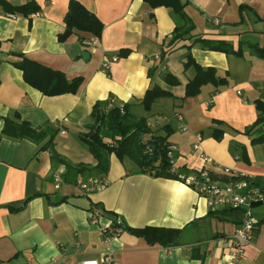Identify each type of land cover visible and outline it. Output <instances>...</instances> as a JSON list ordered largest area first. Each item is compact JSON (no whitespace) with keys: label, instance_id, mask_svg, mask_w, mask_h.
<instances>
[{"label":"crops","instance_id":"crops-1","mask_svg":"<svg viewBox=\"0 0 264 264\" xmlns=\"http://www.w3.org/2000/svg\"><path fill=\"white\" fill-rule=\"evenodd\" d=\"M6 1L13 5L34 1L41 11L11 18L0 9V136L5 118L17 114L34 128L58 131L54 140L58 156L52 159L50 150L39 151L44 142L1 139L0 264L100 261L106 246L119 264H224L227 240L243 222L242 211L212 210L183 182L140 174L130 159L121 161L114 154L104 175L108 187L84 195L75 183L98 175L93 168L97 162L80 135L88 132L97 102L130 104V111L146 117L152 129L170 127L168 142L176 153L177 171L185 169L195 176L206 155L213 161L209 169L215 179L222 180L228 170L264 185V144L252 143L262 129L244 134L257 120L255 101L264 102V60L248 48L243 58H237L195 45L191 53L196 62L215 68L229 84L206 85L199 95L182 98L185 85L195 76L193 68L185 71L188 50L180 48L189 42L179 44L164 63L159 58L182 24L172 9L151 8L143 0H77L104 26L99 45L91 47L82 41L93 36L77 30L64 42L58 39L70 0ZM241 6L248 8L242 14ZM186 13L196 26L194 35L226 40L235 50L240 41L264 46V0H188ZM124 51L128 55L123 56ZM13 53L60 71L68 80L82 78L79 90L74 95H43L24 81L12 64ZM115 56L118 61L103 69L104 59ZM167 73L180 85L171 88L173 97L158 99L150 112L145 111L141 105L145 93L153 85L167 88L162 79ZM179 115L187 131L179 128ZM214 128L224 131L219 141L212 136ZM198 137L199 148L194 149ZM61 161L85 168L80 174L67 172ZM56 173L63 180L59 189ZM95 206L103 217L93 225L89 214ZM253 215L258 221L255 237L241 264H264V206L254 207ZM116 217L143 230V235L123 231L104 244L102 229Z\"/></svg>","mask_w":264,"mask_h":264},{"label":"trees","instance_id":"trees-1","mask_svg":"<svg viewBox=\"0 0 264 264\" xmlns=\"http://www.w3.org/2000/svg\"><path fill=\"white\" fill-rule=\"evenodd\" d=\"M151 8L166 7L172 9L173 13L182 24L177 26L171 38L167 41V46L163 48L160 55L161 63H164L167 56L172 53L181 43L189 42L188 45H182L180 48H186L188 53L184 63V69L195 70V76L185 85L182 98L195 97L200 94L201 89L206 85H213L216 88L228 86L226 77H220L217 70L213 67L204 68L196 62L191 53L195 45L209 51L222 52L227 55H233L237 58H243L244 49H250L256 57L264 60V46L248 41H240L238 49L235 50L232 43L223 39H208L204 36L194 35L196 26L193 20L186 13L188 0H143ZM0 9L9 14H21L30 17L41 11L39 5L30 1L23 5H13L6 0H0ZM248 8L240 7L241 14ZM65 29L58 35V39L64 42L71 36L75 30L100 38L103 31V23L98 17L83 4L77 0H70L65 19ZM84 39V38H83ZM1 46V44H0ZM128 55L127 51L121 53ZM15 60L12 64L23 73L24 81L31 87L40 91L43 95L54 97L65 94H76L83 79L74 78L68 80L64 73L52 70L35 61L25 58L22 54H12ZM155 70L149 72V76ZM163 81L167 88L159 85H153L141 100V105L145 111L150 112L156 100L161 98L173 97L171 88L180 85V81L174 75L167 73L163 75ZM110 101L105 104L97 102L92 110V123L88 127V132L80 135L81 140L88 146L90 153L96 160L94 168L98 176H104L109 169V157L114 154L119 160L130 159L137 167L140 174L148 175L153 178L167 180H178V174H187L185 169L173 172L175 151H171L168 138L172 131L168 125L160 130L152 129L148 125L146 117H137L130 111V104L119 106L115 104L107 109ZM255 106L258 111V117L255 123L246 127L244 134H251L253 131H261V134L252 140L253 144H264V102L257 100ZM217 125H223L222 122H214ZM212 136L216 140H221L224 131L221 129H211ZM163 132V134H160ZM58 131L50 127L34 128L27 121L20 119L17 114L13 118H5L4 126L1 131L2 138L15 140H30L41 144L39 151L50 150L52 159L56 158L57 152L54 148V140ZM67 172H83L85 166L81 165L73 168L65 162ZM227 177H222V181H227ZM255 185H263L255 183ZM264 187V185H263ZM40 196V195H35ZM96 207V206H95ZM16 210V209H13ZM114 228H121L127 233L142 236L144 231L130 228L125 225L121 219L120 223H115ZM155 242V241H154Z\"/></svg>","mask_w":264,"mask_h":264},{"label":"built area","instance_id":"built-area-1","mask_svg":"<svg viewBox=\"0 0 264 264\" xmlns=\"http://www.w3.org/2000/svg\"><path fill=\"white\" fill-rule=\"evenodd\" d=\"M9 17L14 18L15 14H9ZM83 45L97 47L99 39L96 37L86 38ZM118 57L104 59L102 63L103 69H108L111 63L118 61ZM240 95L241 93L238 92ZM114 106V101H110L107 109ZM179 128L182 131H187V126L183 122V118L179 115ZM149 125V123H148ZM200 138L198 137L194 149H198ZM171 151H175L170 147ZM203 166L195 171V176L187 174H178V181L192 188L201 197L207 200L210 209H228L232 211H242L244 213L243 222L236 228L234 234L227 240L228 250L224 260V264H241L245 259V249L250 245L255 237L256 226L258 221L253 215V208L262 205L264 206V187L255 185L253 181L245 175H237L226 170L227 181L215 179L209 169V165L213 164L211 158L202 155ZM173 168V172L175 171ZM55 187L59 189L63 183L61 173L54 175ZM109 185V180L105 176H95L85 180L76 182V186L84 195H89L92 192H100L105 190ZM103 217V212L97 207H92L89 218L91 224L95 225L97 221ZM121 219L116 217L108 227L102 229L103 243L108 244L112 237H117L123 232L121 228H114L115 223H120ZM52 264H62L58 261H52ZM79 264H119L115 259L113 249L106 246L102 259H86Z\"/></svg>","mask_w":264,"mask_h":264},{"label":"water","instance_id":"water-1","mask_svg":"<svg viewBox=\"0 0 264 264\" xmlns=\"http://www.w3.org/2000/svg\"><path fill=\"white\" fill-rule=\"evenodd\" d=\"M87 55H88V53H84V57H85V58L87 57Z\"/></svg>","mask_w":264,"mask_h":264},{"label":"rangeland","instance_id":"rangeland-1","mask_svg":"<svg viewBox=\"0 0 264 264\" xmlns=\"http://www.w3.org/2000/svg\"><path fill=\"white\" fill-rule=\"evenodd\" d=\"M76 184V183H75Z\"/></svg>","mask_w":264,"mask_h":264}]
</instances>
